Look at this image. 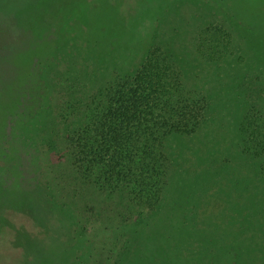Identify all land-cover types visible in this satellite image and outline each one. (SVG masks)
<instances>
[{
	"label": "rangeland",
	"instance_id": "1",
	"mask_svg": "<svg viewBox=\"0 0 264 264\" xmlns=\"http://www.w3.org/2000/svg\"><path fill=\"white\" fill-rule=\"evenodd\" d=\"M155 15L163 22L153 47L171 48L181 80L212 105L198 131L165 143L173 159L167 195L190 218L179 222L175 253L161 259L146 205L132 200L125 228L116 222L110 229L101 218L106 203L88 192L80 236L60 255L58 244L46 241L50 193L41 179L43 146L28 140L29 105L42 93L43 78L88 98L92 92L82 88L87 76L78 73L76 61L99 58L112 37L116 51L128 49L123 36L137 37ZM113 66L111 61L98 82H111ZM0 115V181L12 182L5 191L0 182L2 221L12 234L0 238V264H92L97 253L103 255L99 264H191L197 258L212 264L218 249L229 253L234 244L264 237L246 218L249 201L264 185V151L245 154L239 134L246 115L256 119L252 125L264 123V0H0ZM53 116L46 117L49 124ZM29 149L35 150L32 157L13 172Z\"/></svg>",
	"mask_w": 264,
	"mask_h": 264
},
{
	"label": "trees",
	"instance_id": "2",
	"mask_svg": "<svg viewBox=\"0 0 264 264\" xmlns=\"http://www.w3.org/2000/svg\"><path fill=\"white\" fill-rule=\"evenodd\" d=\"M161 17L155 15L152 23L139 31L137 37L123 36L124 42L129 44L128 49L116 51V39L112 37L99 58L92 56L94 59L76 61L78 73L87 76L82 88L92 92L88 98L80 91L72 95L69 86L59 89L43 78L42 93L31 100L34 102L27 112L31 125L27 139L29 144L37 141L39 147L43 146L46 171L41 179L45 181L44 189L50 193L46 241L58 244L55 246L60 255L69 250L72 238L80 236V225L90 205L85 200L90 198L88 192L96 197L99 194L100 201L106 203L107 209H103L105 213L101 218L110 229L116 222L125 228L131 220L125 208L132 200L146 205L147 212L152 214L147 226L159 239L154 244L155 251L161 259L175 253L174 248L176 251L174 239L180 232L179 222L190 216L181 212L178 202L167 195L173 159L165 143L172 136L198 131L208 121L212 105L204 96H196L181 80L182 73L173 62L171 48L153 47L158 24L163 22ZM111 61L116 67L115 76L106 84L98 82L105 76ZM82 99L87 100L83 103ZM244 102L246 104V99ZM53 112L55 116L49 124L46 117ZM252 120L256 119L249 115L243 117L239 134L245 154L259 157L257 152L264 151V123L252 125ZM0 123H3L1 119ZM0 129L4 132L3 124ZM253 143L257 145L253 147ZM34 152L29 149L28 154L20 158V164L16 162L13 172H21L22 161L24 167ZM53 154L58 155L57 160H53ZM6 179L0 181L3 191L10 189L12 183L11 178ZM16 184L20 192L19 181ZM259 190L249 201L250 211L246 218L256 222L251 224L253 231L264 234V227H261L264 223V185L259 186ZM1 206L0 238H8L12 234L2 221ZM69 220L73 223H68ZM254 237L264 248V237L252 236L242 242L246 243L244 246L241 242L234 244L236 246H232L229 253L218 249V258L212 264H264V252L254 242ZM102 258V253L95 254L92 264H99ZM34 260L35 264L42 263L40 259ZM195 260L191 264H208L207 259Z\"/></svg>",
	"mask_w": 264,
	"mask_h": 264
}]
</instances>
